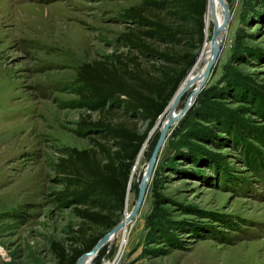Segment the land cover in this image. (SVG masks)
Instances as JSON below:
<instances>
[{
	"label": "rangeland",
	"instance_id": "obj_1",
	"mask_svg": "<svg viewBox=\"0 0 264 264\" xmlns=\"http://www.w3.org/2000/svg\"><path fill=\"white\" fill-rule=\"evenodd\" d=\"M225 1L230 20L218 59L169 130L126 243H104L89 264H264V0ZM132 6L147 7L176 31L180 41L168 48L198 58L211 37L205 25L199 44L192 21L173 20L164 0H0V264H56L53 242L67 248L80 234L107 233L76 216L87 195H71L56 165L69 149L92 147L77 123L97 112L83 99L76 71L130 51ZM229 80L241 83L240 96L220 93ZM166 112L136 157L131 209ZM146 124L138 119L137 130ZM188 147L203 156L197 166L175 157ZM153 193L162 198L157 208Z\"/></svg>",
	"mask_w": 264,
	"mask_h": 264
},
{
	"label": "trees",
	"instance_id": "obj_2",
	"mask_svg": "<svg viewBox=\"0 0 264 264\" xmlns=\"http://www.w3.org/2000/svg\"><path fill=\"white\" fill-rule=\"evenodd\" d=\"M164 3L169 5L173 20L186 17L192 21V34L201 44L206 0H164ZM126 14L133 25L125 38L130 51L112 60L82 64L76 71L83 99L97 112L95 118L87 114L77 123L79 132L88 137L92 147L71 148L56 165L58 173L69 182L65 187L71 195L80 192L87 195L86 201L74 208L76 216L105 232L119 223L118 214L124 212L131 170L149 132L197 60L196 53L167 47L179 43L174 37L176 31L147 7L132 6ZM146 34L162 39L164 46L146 41ZM143 63L147 65L144 67ZM225 84L220 90L222 95L240 96V82L229 80ZM138 119L147 123L142 133L136 127ZM179 149L175 157L191 160L196 166L203 157L197 149L188 147L186 152ZM157 183L153 179V189L158 187ZM153 197L157 208L162 198L155 193ZM102 236L87 238L80 234L67 248L53 242L51 251L56 264H75Z\"/></svg>",
	"mask_w": 264,
	"mask_h": 264
},
{
	"label": "water",
	"instance_id": "obj_3",
	"mask_svg": "<svg viewBox=\"0 0 264 264\" xmlns=\"http://www.w3.org/2000/svg\"><path fill=\"white\" fill-rule=\"evenodd\" d=\"M218 3L220 6V9H221V12H222L223 19L221 22H218L216 20L214 10H212L213 25H212V33H211V37H210L211 58H210L207 66L205 68L202 81L199 84V86L192 89V91H191L189 97L187 98V100L185 101L183 107L179 111H177L176 114H174V109L178 105L182 96L192 87L193 84L187 83L182 89H180V86L183 83L182 82L180 84L179 88L177 89V91L175 92V94L173 95V97L171 99L172 105H171L170 115H169L168 119L166 120V122L164 123L162 130L159 132L158 139H157L155 146L152 150V153L148 159L144 175L141 178L140 182L138 183L137 197H136L135 203H134V205L130 211L129 216L125 219V222H130V221L134 220L136 218V216L138 215L140 209L142 208L143 202H144V200L146 198V194H147L148 181L151 180L152 175L155 171L156 164L158 161V155H159L160 150H161V148H162V146L166 140V137L168 136L169 130L180 119H182L188 113V111L191 109V107L194 104L195 99L197 98L199 92L205 87L206 82L209 79L210 72H211L213 66L215 65V63L218 59V56L220 53V46H221L223 39L225 37L226 30L228 27V22L230 20V10H229V7H228V4L226 3V1L225 0H218ZM206 13H207V0H206V10H205V14H204V22H205ZM167 107H166V109H167ZM165 110H164V112H165ZM164 112L162 113V115L159 118H161L163 116ZM128 188H129V186H128ZM127 192H128V189H127ZM127 192H126V196H127ZM126 196H125V204H126ZM124 224H125L124 222L120 221L117 225H115L111 230H109L106 234H104L98 240L96 245L90 251L82 254L77 259L75 264H86L88 262V260H90L94 257V255L97 253V251L100 249V247H102V245H104V243H106L107 239L110 236L117 234L124 227Z\"/></svg>",
	"mask_w": 264,
	"mask_h": 264
},
{
	"label": "bare ground",
	"instance_id": "obj_4",
	"mask_svg": "<svg viewBox=\"0 0 264 264\" xmlns=\"http://www.w3.org/2000/svg\"><path fill=\"white\" fill-rule=\"evenodd\" d=\"M212 10H214L215 17H216V20L218 22H221L223 19L218 0H207V13H206V17H205L207 36H209L211 25H213ZM210 58H211V45H210V39H207L204 46H203L202 52L198 56L195 64L193 65V67L189 71L186 78L183 80V83L181 84L180 89H182L187 83L193 84L189 90L199 86V84L202 81L205 68H206ZM171 105H172V101H170V103L166 109L167 112H166L165 116L159 121V123L156 127V130L158 132H160L162 130L164 123L166 122V120L168 119V117L170 115ZM177 109L178 108L176 106V108L174 109V114L177 113ZM137 164L138 163L135 164V166L132 170L131 176H130V182H129L130 186H129V190L127 192L125 210H124V214H123L122 220H121L122 222L125 223L124 227L117 234L110 236L107 239L106 244H109V243L115 241L116 238H120V240H121L120 242L123 246L126 243V236H128L129 231L131 230V228L135 224L136 218L130 222H125V219L129 216L130 211H131V202H132L131 189H132L133 183L135 182V174H137ZM145 169H146V166L139 173V182L144 175ZM150 181L151 180L148 181V185H149ZM92 259L88 260V262L86 264H89V262Z\"/></svg>",
	"mask_w": 264,
	"mask_h": 264
}]
</instances>
